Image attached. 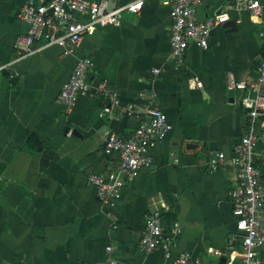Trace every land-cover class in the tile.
Instances as JSON below:
<instances>
[{
  "label": "crops",
  "instance_id": "obj_1",
  "mask_svg": "<svg viewBox=\"0 0 264 264\" xmlns=\"http://www.w3.org/2000/svg\"><path fill=\"white\" fill-rule=\"evenodd\" d=\"M28 1L0 0V264H107L109 246L118 264H163L162 247L151 253L140 247L155 207L168 213L166 233L179 229L175 257L188 251L202 264H242L231 190L235 148L249 116L243 92L230 90L228 77L257 78L264 22L230 7L233 0H204L198 20L224 9L228 21L212 31L207 50L191 45L179 60L170 46L174 0H145L141 12L125 13L119 26L90 30L69 55L51 46L13 62L15 41L28 31L18 18ZM83 58L93 62L91 87L105 82L106 93L118 100L109 115H102L110 104L105 93H81L70 112L59 102ZM151 89L173 129L151 149L152 166L113 205L104 204L88 177L113 169L118 155L105 153L104 139L134 133L146 114L141 94ZM215 152L226 160L212 170ZM257 152L264 182V141ZM258 255L264 264V251Z\"/></svg>",
  "mask_w": 264,
  "mask_h": 264
},
{
  "label": "built area",
  "instance_id": "obj_2",
  "mask_svg": "<svg viewBox=\"0 0 264 264\" xmlns=\"http://www.w3.org/2000/svg\"><path fill=\"white\" fill-rule=\"evenodd\" d=\"M203 1H173L170 46L172 54L179 60L191 45L207 50L212 31L228 21L224 9L204 21L198 20L197 9ZM144 4L145 0H134L124 6H114L112 0H29L18 14V18L28 24V31L15 41L13 62L51 46L60 47L64 55H69L90 30L119 26L125 13L137 15ZM230 7L245 11L252 18L264 22V3L260 0H233ZM37 43L42 44L37 46ZM92 67L91 59H80L62 88L59 102L67 112L74 108L81 93L91 97L100 93L108 96L110 104L103 108L102 115H109L118 105L117 98L106 93L105 82L95 89L91 87L89 74ZM153 73L158 76L161 70L154 69ZM228 87L243 92L241 105L249 116V129L235 148L233 162L237 168V180L231 190L233 213L242 237V264H263L258 252L264 251V182L256 161L258 143L264 141V58L255 80L236 81L229 75ZM141 99L146 114L134 133L128 138L108 133L104 139L105 153L108 156L118 155V160L111 163L113 169L106 175L91 174L88 177V183L95 187L98 199L104 204L113 205L121 198L122 190L143 169L152 166L151 149L173 129L168 116L157 105L158 93L155 89L142 92ZM133 111L130 109L129 113ZM225 160L223 152H215L209 166L217 170L225 165ZM164 213L165 210L155 207L146 216L141 250L151 253L162 247L165 251L163 264H202L188 251L176 257L173 255L179 229L175 227L170 233L165 232ZM107 252L111 256L107 264H118L112 257L113 247H107Z\"/></svg>",
  "mask_w": 264,
  "mask_h": 264
},
{
  "label": "trees",
  "instance_id": "obj_3",
  "mask_svg": "<svg viewBox=\"0 0 264 264\" xmlns=\"http://www.w3.org/2000/svg\"><path fill=\"white\" fill-rule=\"evenodd\" d=\"M167 214H168V213H164L163 216L165 217ZM169 230H170V228H169ZM166 231H168V229H167Z\"/></svg>",
  "mask_w": 264,
  "mask_h": 264
},
{
  "label": "water",
  "instance_id": "obj_4",
  "mask_svg": "<svg viewBox=\"0 0 264 264\" xmlns=\"http://www.w3.org/2000/svg\"><path fill=\"white\" fill-rule=\"evenodd\" d=\"M189 146H191V145H189Z\"/></svg>",
  "mask_w": 264,
  "mask_h": 264
}]
</instances>
